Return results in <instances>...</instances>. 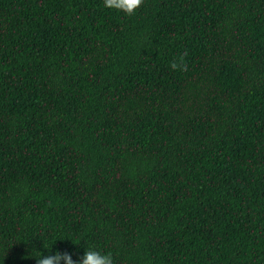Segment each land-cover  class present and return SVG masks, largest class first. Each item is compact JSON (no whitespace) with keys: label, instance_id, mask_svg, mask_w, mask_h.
<instances>
[{"label":"trees","instance_id":"obj_1","mask_svg":"<svg viewBox=\"0 0 264 264\" xmlns=\"http://www.w3.org/2000/svg\"><path fill=\"white\" fill-rule=\"evenodd\" d=\"M89 244L264 264V0H0V264Z\"/></svg>","mask_w":264,"mask_h":264},{"label":"clouds","instance_id":"obj_2","mask_svg":"<svg viewBox=\"0 0 264 264\" xmlns=\"http://www.w3.org/2000/svg\"><path fill=\"white\" fill-rule=\"evenodd\" d=\"M143 2L144 0H102V6L106 9L122 12L125 15H132ZM184 55L185 54L174 56L172 61H170V67L174 70L179 69L180 71H187L188 64L185 61ZM69 239L76 242L78 238ZM39 240L43 241L45 248L50 249L43 239ZM25 256L35 257V264H115L113 255L110 251H104L90 244L85 247L83 254L79 255L77 259H73V254L67 251L57 250L55 253L49 251L48 254H43L35 247L31 251H27Z\"/></svg>","mask_w":264,"mask_h":264}]
</instances>
